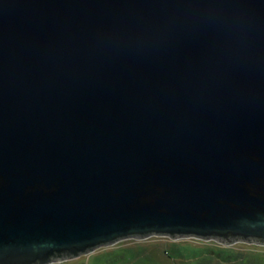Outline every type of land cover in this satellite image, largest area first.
Returning a JSON list of instances; mask_svg holds the SVG:
<instances>
[{
    "label": "water",
    "instance_id": "1",
    "mask_svg": "<svg viewBox=\"0 0 264 264\" xmlns=\"http://www.w3.org/2000/svg\"><path fill=\"white\" fill-rule=\"evenodd\" d=\"M152 235L264 245V0H0V264Z\"/></svg>",
    "mask_w": 264,
    "mask_h": 264
},
{
    "label": "rangeland",
    "instance_id": "2",
    "mask_svg": "<svg viewBox=\"0 0 264 264\" xmlns=\"http://www.w3.org/2000/svg\"><path fill=\"white\" fill-rule=\"evenodd\" d=\"M52 264H264V245L152 235L122 239Z\"/></svg>",
    "mask_w": 264,
    "mask_h": 264
}]
</instances>
